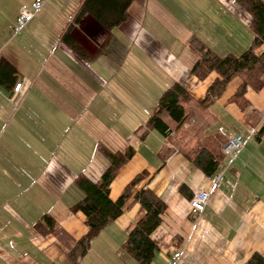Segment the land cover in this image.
<instances>
[{
  "label": "crops",
  "instance_id": "0c3cea01",
  "mask_svg": "<svg viewBox=\"0 0 264 264\" xmlns=\"http://www.w3.org/2000/svg\"><path fill=\"white\" fill-rule=\"evenodd\" d=\"M37 1L0 0V57L19 72L15 84L0 86V264H109L148 211L159 220L151 264L177 252L174 264H245L254 252L264 255V75L261 89L239 97L235 77L210 106L218 128L245 138L237 158L221 165L222 187L145 126L172 82L202 98L219 76L191 73V37L222 56L241 53L253 42L252 15L233 0H133L129 18L108 36L87 14L74 22L82 0H45L15 33L19 11ZM71 24L87 52L101 48L96 58L64 43ZM110 167L111 198L126 191L129 198L73 262L70 251L88 232L86 215L72 209L82 197L76 179L99 181ZM198 188L211 193L203 212L190 206ZM122 262L139 264L125 252Z\"/></svg>",
  "mask_w": 264,
  "mask_h": 264
},
{
  "label": "trees",
  "instance_id": "16d2710c",
  "mask_svg": "<svg viewBox=\"0 0 264 264\" xmlns=\"http://www.w3.org/2000/svg\"><path fill=\"white\" fill-rule=\"evenodd\" d=\"M248 11L253 22L251 27L254 38L251 46L241 53L220 55L197 35H193L188 46L196 55L191 73L199 79H205L216 71L219 76L210 84L204 97H194L184 86L172 82L159 96L155 109L145 123L146 130H156L173 144L196 167L212 177L224 162L223 152L227 140L218 131V118L211 112L210 106L222 95L228 83L235 77L242 79L237 96H242L249 86L259 90L263 86L264 75V1L233 0ZM133 0H82L74 17V22L87 14L100 23L108 32L124 23L129 18V8ZM71 24L62 38L77 55L84 60L96 58L72 36ZM19 72L14 63L4 56L0 57V86L9 87L18 80ZM112 167L103 171L99 181H94L85 174L76 179V185L82 197L72 205L74 211L86 215L87 234L79 239L69 257L73 262L84 256L91 241L112 221L123 213L129 198L126 191L113 200L110 196V185L115 177ZM47 226L54 221L45 216ZM41 222L37 224L40 227ZM159 225L158 218L150 211L146 212L130 229L122 245L125 253L139 264H151L158 252V244L152 234ZM49 232V230H48ZM47 233V231L45 232ZM56 264V263H51ZM245 264H264V255L254 252Z\"/></svg>",
  "mask_w": 264,
  "mask_h": 264
},
{
  "label": "built area",
  "instance_id": "2783aa9c",
  "mask_svg": "<svg viewBox=\"0 0 264 264\" xmlns=\"http://www.w3.org/2000/svg\"><path fill=\"white\" fill-rule=\"evenodd\" d=\"M45 0L37 1L33 5V9L22 8L19 11L15 26L14 32L19 33L26 25L32 21L36 13L42 8ZM22 84L18 83L15 85V91H19ZM218 131L226 138L227 142L223 147L224 154L229 157L231 160L237 158L239 152L244 147L245 138L242 134H231L222 127L218 128ZM167 145L170 148H174L173 144L169 141L168 138ZM212 181L215 187H222L225 183V170L220 168L213 176ZM210 191L205 189H195L192 198L190 199V206L193 210L198 212H203L209 205L210 201ZM181 257V253L177 252L166 264H174Z\"/></svg>",
  "mask_w": 264,
  "mask_h": 264
},
{
  "label": "rangeland",
  "instance_id": "374dc122",
  "mask_svg": "<svg viewBox=\"0 0 264 264\" xmlns=\"http://www.w3.org/2000/svg\"><path fill=\"white\" fill-rule=\"evenodd\" d=\"M123 252H124V250L120 249V252H118V254H116V252L114 254H112L113 258L109 257L107 259L108 263L109 264H124L125 262H122V253ZM94 258H95L94 254H91L89 257H87V260L89 259V261H94L95 260ZM86 263H87V261H86Z\"/></svg>",
  "mask_w": 264,
  "mask_h": 264
}]
</instances>
